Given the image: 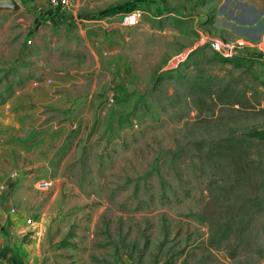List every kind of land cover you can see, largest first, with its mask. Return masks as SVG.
<instances>
[{
    "label": "rangeland",
    "instance_id": "374dc122",
    "mask_svg": "<svg viewBox=\"0 0 264 264\" xmlns=\"http://www.w3.org/2000/svg\"><path fill=\"white\" fill-rule=\"evenodd\" d=\"M15 1L0 7V253L264 264V0Z\"/></svg>",
    "mask_w": 264,
    "mask_h": 264
},
{
    "label": "built area",
    "instance_id": "2783aa9c",
    "mask_svg": "<svg viewBox=\"0 0 264 264\" xmlns=\"http://www.w3.org/2000/svg\"><path fill=\"white\" fill-rule=\"evenodd\" d=\"M48 2L54 6L55 8H58L61 11H64L69 4V0H48ZM140 18V11L139 10H132L128 13H126L123 16V23L124 24H135ZM203 41H207V39H203ZM208 42L211 43L213 49L220 53L224 57H233L237 52V45L232 42H225L219 39H211L208 40ZM42 185H45L46 187L51 185V182L49 181H43L41 182Z\"/></svg>",
    "mask_w": 264,
    "mask_h": 264
},
{
    "label": "crops",
    "instance_id": "0c3cea01",
    "mask_svg": "<svg viewBox=\"0 0 264 264\" xmlns=\"http://www.w3.org/2000/svg\"><path fill=\"white\" fill-rule=\"evenodd\" d=\"M43 1L44 0H24V2H26V4H31V5H34V6H37V5H40L41 3H43ZM72 1V3L74 2H76V0H71ZM242 7H243V14H244V16H246L247 18H251V16H254V15H256L257 14V6L255 5H250V3L249 2H245L244 3V5H242ZM14 124H17V123H14ZM17 127V126H16ZM19 127V126H18ZM17 233H15V235H22V236H24L25 237V235H27L28 234V230L26 229V227H24V226H21V222H18L17 223ZM26 230V231H25ZM30 235H32V233H29ZM15 241H17V239H14ZM11 247H14V248H12V249H9V250H6V252L5 251H3V252H1L0 253V256H3L4 257V261L6 260V263H10V262H13L14 261V263L13 264H19L21 261H19L20 259V255H19V257H17V253H16V249H15V244L14 243H12L11 242ZM22 256V255H21ZM24 256H25V253H24ZM6 257H10V259H9V262H8V260H7V258ZM26 257V256H25ZM12 259H14V260H12ZM22 261L24 262L23 264H27V262L26 261H24L23 259H22ZM17 262H19V263H17Z\"/></svg>",
    "mask_w": 264,
    "mask_h": 264
},
{
    "label": "water",
    "instance_id": "95a60500",
    "mask_svg": "<svg viewBox=\"0 0 264 264\" xmlns=\"http://www.w3.org/2000/svg\"><path fill=\"white\" fill-rule=\"evenodd\" d=\"M0 7H12V8H17L18 7V3L15 0H4L2 2H0Z\"/></svg>",
    "mask_w": 264,
    "mask_h": 264
},
{
    "label": "trees",
    "instance_id": "16d2710c",
    "mask_svg": "<svg viewBox=\"0 0 264 264\" xmlns=\"http://www.w3.org/2000/svg\"><path fill=\"white\" fill-rule=\"evenodd\" d=\"M117 8H122V7L120 6V7H117ZM109 10L110 9H106V10L102 11L101 13L103 14V13L109 12ZM129 11H131V10H129ZM101 13H98V15L101 14ZM98 15L95 14V15H93L92 18H94V16H98Z\"/></svg>",
    "mask_w": 264,
    "mask_h": 264
}]
</instances>
